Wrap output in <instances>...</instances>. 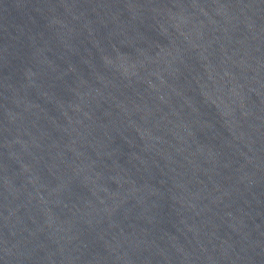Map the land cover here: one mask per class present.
<instances>
[{
	"label": "water",
	"instance_id": "95a60500",
	"mask_svg": "<svg viewBox=\"0 0 264 264\" xmlns=\"http://www.w3.org/2000/svg\"><path fill=\"white\" fill-rule=\"evenodd\" d=\"M0 264H264V0H0Z\"/></svg>",
	"mask_w": 264,
	"mask_h": 264
}]
</instances>
